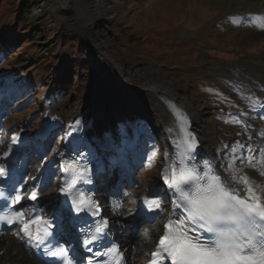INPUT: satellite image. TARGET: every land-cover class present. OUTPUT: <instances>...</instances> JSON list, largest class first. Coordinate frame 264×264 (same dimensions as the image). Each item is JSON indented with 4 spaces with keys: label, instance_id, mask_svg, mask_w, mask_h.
I'll use <instances>...</instances> for the list:
<instances>
[{
    "label": "rangeland",
    "instance_id": "rangeland-1",
    "mask_svg": "<svg viewBox=\"0 0 264 264\" xmlns=\"http://www.w3.org/2000/svg\"><path fill=\"white\" fill-rule=\"evenodd\" d=\"M23 1L0 0V110L5 117L1 132L22 123L35 129L59 119L60 125L47 135L38 154L40 164L48 159L59 163L67 126L62 120L80 99L88 97L96 105L113 100L115 74L96 47L97 33L128 83L141 82L151 74L171 79L175 90L200 114L205 136L229 170L240 179L264 182V115H260L264 29L254 21L264 11V0H63L64 4L44 0L43 10L37 8L40 0H29V18L21 17ZM107 5L114 18H100L89 30V19ZM35 24L38 35L32 45L25 30ZM66 65L71 87L53 97V91L63 88L64 82L55 79ZM45 66L52 74L49 79L44 77ZM146 102L130 97L98 130L99 136L113 143L100 153L107 174L99 181L98 198L104 203L103 185L108 191L117 190L124 214L136 221L135 228L127 230L136 242L146 239L148 218L137 217L145 193L156 188L155 199L165 213L172 202L159 182L167 157L158 122L142 106ZM134 130L139 145L125 151ZM123 161L128 168L121 166ZM53 173L55 181L61 180L58 168ZM125 176L131 179L126 185ZM40 189L51 191L50 186ZM150 226L161 229L159 220Z\"/></svg>",
    "mask_w": 264,
    "mask_h": 264
},
{
    "label": "bare ground",
    "instance_id": "bare-ground-1",
    "mask_svg": "<svg viewBox=\"0 0 264 264\" xmlns=\"http://www.w3.org/2000/svg\"><path fill=\"white\" fill-rule=\"evenodd\" d=\"M61 2L64 4L63 0H59V3ZM38 4L39 7L37 8H41V10H43L45 1L40 0ZM39 12L41 11L39 10L38 13ZM99 13L100 14L92 15V17L89 19V30H92L95 22L100 18L104 19L105 21H110L114 18L113 9L111 6L107 5L100 7ZM124 14H126V12H124ZM262 20L264 21V11L261 15H255L254 17V21L258 25L260 24V27L264 29V23ZM94 40V42H97V49L102 53V60L106 62V64L111 69V72L115 74L112 79V86L115 87L111 91L113 100L109 105H96L90 103V101L87 99L88 97L80 99L78 104L71 112L70 116L63 118L62 121L67 126H79L81 123V116L84 119L90 121L91 124L87 132V138L89 139L92 147L96 150V153L100 159L102 157L100 153L103 150L113 147L111 139H103L98 135L100 125H102L106 117L110 116L111 112L114 110L120 109L130 97H137L147 101L146 103H143L142 106L148 111L150 117H153L155 121L157 120V130L163 139L162 141L164 142L166 151L167 158L161 170L159 182L168 190L169 197L172 201L169 206L171 210L169 213H165L163 212L162 204L159 200L155 199V202H153L156 188L152 187L148 193H145V195H148L149 197L147 196L143 199L141 209L144 212L151 213V216L146 221L147 227L144 228L146 239L142 238L139 240L140 242H136L133 241V238L130 237L131 235L127 233L128 229L133 230L135 228L137 225L136 221L127 214H124L125 206L123 207L122 200L117 198V190L114 189L108 191L104 188L102 182L103 190L101 193L104 194L106 198L104 199V203L103 198H101V201L103 205H106L104 206V210L107 214L106 217L111 223L112 239L115 241L116 245L120 248L122 254L125 257L124 264H169L165 258V255H162L160 258H155L151 255L152 252L157 250L158 241L164 234L165 223L174 217L176 205L182 204V201L179 199V193L172 184L173 173L178 175L181 168V164L179 163L181 150H179L180 147H178V144L181 143V140L179 139L180 136H178V127L175 117L169 111V106L166 102L167 100L176 104L177 107L181 108V110H183L187 115L192 126L194 136L200 146V152L198 155L201 154V156L199 161L203 164H210L217 176H220L222 179L227 178L228 182L231 184V190L236 195L240 196L242 199L248 200V202H252L251 196L247 191L248 187H252L255 196L258 198L257 202L264 204V182L253 178H248L249 183L245 185L243 183L244 179H240V177L231 172L232 170H229L226 163L221 158H219L214 150L213 145L205 136L200 114L194 110L189 100H186L184 96L182 97L175 90V87L173 86L174 83L171 81V79L156 78L151 74L150 77H146V79L141 82L134 81L133 84L128 83L125 79L126 75L122 74L113 60L112 55L109 54L106 41L97 33L94 37ZM2 100L3 97L0 96V103ZM125 106L126 105H124V107ZM260 113V115H264V108ZM4 118L5 117L0 110V156L7 154L11 147L17 144V139L19 137H21L24 141L22 158L26 160L28 164L22 168V176H26V179L20 183V188L22 192L25 193V195L24 197H21L19 206L23 208L24 211H26L27 218L23 222L16 225V227L14 226L9 230L0 233V264H40L36 261L33 255L34 249L31 242L32 235L29 236L26 234L23 229L25 225H28V230L31 232V228L28 223L30 212L39 211L42 214H46L52 213L54 210H56L59 204L57 194L60 190L61 182L60 180H54V169L60 166L56 159H48L51 161L47 162V160V163L42 162V164H40V161V163L38 162V154L42 152V148L39 144H36L33 136L36 133L49 135L56 129L57 126L60 125L61 121L59 119H55L54 122L49 124L45 123L44 125L35 129H32L27 123H22L18 128L16 127L15 129H11L9 132H1ZM159 122L161 127H159ZM176 139L178 140L177 146H175ZM30 150H34V152H31ZM261 151H264V144ZM173 158H176V160H173ZM121 166L126 167L128 166V163L123 161ZM162 177H166L168 182L165 183ZM130 180V176H127L125 185L129 184ZM42 184H45V187L50 186L51 191L41 190L40 186ZM182 187L185 186L182 185ZM123 191H126L125 188ZM33 193H36L35 199L31 198ZM156 204H160L161 210H156ZM158 220L161 225L160 231H158L155 227L150 226L153 222H157ZM69 236L70 234L68 233L64 234V237L68 238ZM75 251L76 249L73 250V252Z\"/></svg>",
    "mask_w": 264,
    "mask_h": 264
},
{
    "label": "snow or ice",
    "instance_id": "snow-or-ice-1",
    "mask_svg": "<svg viewBox=\"0 0 264 264\" xmlns=\"http://www.w3.org/2000/svg\"><path fill=\"white\" fill-rule=\"evenodd\" d=\"M185 143L189 150L196 148L194 138L188 140L186 136ZM209 172L198 175L194 169L181 166L178 175L173 173L172 184L182 201L175 208L180 215L165 223L164 234L158 241L157 250L151 255L155 258L166 255L171 264H264V204L257 202L252 187L247 188L252 200L248 202L231 190L227 178L222 179ZM162 179L168 182L166 177ZM243 183H249L246 177ZM182 185L188 186L189 190ZM31 198L35 199L36 193ZM20 199L16 197L17 201ZM156 210H161L160 204H156ZM22 215L12 211L10 215H0V221L12 223ZM189 227L212 234L214 239L201 243L188 234ZM23 230L32 235L28 225ZM48 235L50 233L46 230L44 236L37 232L36 239L44 243V237ZM110 251L115 264H124L123 254L117 247ZM52 255L64 256L65 253L61 251Z\"/></svg>",
    "mask_w": 264,
    "mask_h": 264
},
{
    "label": "trees",
    "instance_id": "trees-1",
    "mask_svg": "<svg viewBox=\"0 0 264 264\" xmlns=\"http://www.w3.org/2000/svg\"><path fill=\"white\" fill-rule=\"evenodd\" d=\"M22 3V11H21V17H24V18H29L30 17V8H29V0H26V1H23L21 2ZM37 26V24H35L34 26L30 27L29 30H25L26 32H28L27 35L31 36V44L32 45H36L34 44V39H35V36H37L38 34H36L35 30L33 29V27ZM22 33V32H21ZM21 35V34H20ZM35 48V47H33ZM69 67L68 65L64 67H62L59 72L57 73V78L55 79V82L56 83H63V88H58V90L56 91H53V97H57L58 95H61L62 94V90L64 89H69V87H71V83H72V77L71 75H69ZM44 77L45 78H50L52 76L49 68H47V66H45L44 68ZM61 85V84H60Z\"/></svg>",
    "mask_w": 264,
    "mask_h": 264
}]
</instances>
